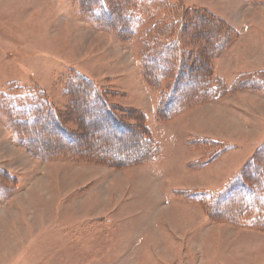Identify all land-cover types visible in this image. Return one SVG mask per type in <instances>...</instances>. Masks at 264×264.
I'll use <instances>...</instances> for the list:
<instances>
[{
	"label": "rangeland",
	"instance_id": "rangeland-1",
	"mask_svg": "<svg viewBox=\"0 0 264 264\" xmlns=\"http://www.w3.org/2000/svg\"><path fill=\"white\" fill-rule=\"evenodd\" d=\"M93 1L0 0V96L20 102L40 89L62 108L69 74H82L143 110L164 163L158 172L42 160L13 142L0 104V264H264V232L213 218L184 196L218 188L264 144V1L164 0L225 17L235 32L211 61L228 91L173 99L165 122L153 115L157 96L139 85L152 22L133 24L122 42L110 21L96 23ZM239 24L249 31L242 40Z\"/></svg>",
	"mask_w": 264,
	"mask_h": 264
},
{
	"label": "trees",
	"instance_id": "trees-1",
	"mask_svg": "<svg viewBox=\"0 0 264 264\" xmlns=\"http://www.w3.org/2000/svg\"><path fill=\"white\" fill-rule=\"evenodd\" d=\"M93 4L89 11H96V23L105 26L102 18L110 21L111 28L105 26L106 30L122 42L132 41L133 24L142 19L152 22L143 35L139 71L146 91L157 96V122L169 119L167 109L173 99L192 101L205 95L212 101L228 91L211 61L228 48L235 32L219 16L205 10H182L164 0ZM66 84L62 108L40 89L29 98L17 99L20 102L0 96L11 131L26 151L45 161L113 164L119 169L160 159L162 146L154 139L143 111L119 105L115 102L119 92L82 74H69ZM184 196L197 201L213 218L264 232V144L239 173L218 188Z\"/></svg>",
	"mask_w": 264,
	"mask_h": 264
},
{
	"label": "crops",
	"instance_id": "crops-1",
	"mask_svg": "<svg viewBox=\"0 0 264 264\" xmlns=\"http://www.w3.org/2000/svg\"><path fill=\"white\" fill-rule=\"evenodd\" d=\"M244 2H246V0H243ZM248 4H249V2H248ZM248 4H247V2H246V6L247 7H249L248 6ZM212 10V9H211ZM218 16V15H217ZM222 19H224V20H227L225 17H222ZM240 21H243V19H240ZM230 23V22H229ZM239 26L242 28V29H240V31L241 32H238V38H237V40H242V38H243V36L245 35V33L243 34V32H246V33H248L249 31L248 30H243V27H242V25L241 24H239ZM249 30H251V27H250V29ZM238 42V41H237ZM241 43V42H240ZM260 43V42H259ZM254 51V53L256 54V53H258V52H260V51H257V50H253ZM218 59V58H217ZM220 59H222V57L220 58ZM213 71H214V73L220 78V79H223V76H225V74L222 72V70H221V68H220V63L219 62H217V63H215L214 62V64H213ZM140 80V79H139ZM222 81H224V80H222ZM140 83H139V85H140V90H141V92H142V94H147L148 92L146 91V89H145V87H144V85L142 84V82H141V80L139 81ZM144 91H145V93H144ZM141 111H143V110H141ZM154 115V114H153ZM159 125V124H158ZM160 126H162V125H160ZM3 128V127H2ZM8 128V129H7ZM6 128V130L8 131V134L11 136V138H12V140H13V142H15V143H17L19 146H22V144H21V140L20 139H18L13 133H12V131L10 130V128H9V125H8V127ZM151 128V127H150ZM152 130L151 131H154L153 129H154V126H152V128H151ZM153 134H154V132H152ZM160 163H164V162H162V158L160 159V160H158V161H156V162H152V163H149L148 165H146V166H144V167H149L150 165H152V164H157V167H156V169H157V171L159 172L160 171V169H161V167H160ZM156 171V170H155Z\"/></svg>",
	"mask_w": 264,
	"mask_h": 264
}]
</instances>
